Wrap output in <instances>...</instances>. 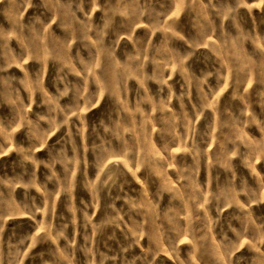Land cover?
<instances>
[{"label": "rangeland", "instance_id": "rangeland-1", "mask_svg": "<svg viewBox=\"0 0 264 264\" xmlns=\"http://www.w3.org/2000/svg\"><path fill=\"white\" fill-rule=\"evenodd\" d=\"M0 264H264V0H0Z\"/></svg>", "mask_w": 264, "mask_h": 264}]
</instances>
